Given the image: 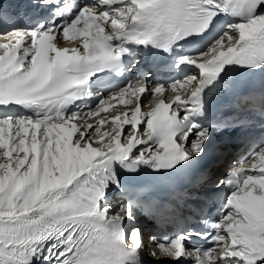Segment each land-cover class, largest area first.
<instances>
[{
	"label": "snow or ice",
	"instance_id": "snow-or-ice-1",
	"mask_svg": "<svg viewBox=\"0 0 264 264\" xmlns=\"http://www.w3.org/2000/svg\"><path fill=\"white\" fill-rule=\"evenodd\" d=\"M25 8L0 3V264H145L139 215L156 264H264V0Z\"/></svg>",
	"mask_w": 264,
	"mask_h": 264
}]
</instances>
